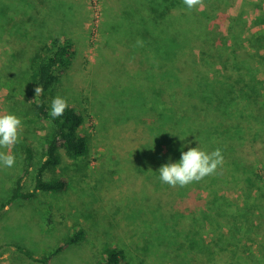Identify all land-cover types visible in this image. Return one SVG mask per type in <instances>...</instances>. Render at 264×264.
I'll return each instance as SVG.
<instances>
[{
    "label": "rangeland",
    "instance_id": "rangeland-1",
    "mask_svg": "<svg viewBox=\"0 0 264 264\" xmlns=\"http://www.w3.org/2000/svg\"><path fill=\"white\" fill-rule=\"evenodd\" d=\"M31 1L35 0L23 6L20 0H0V70L3 75L0 114L10 111L22 121L18 143L0 149L17 156L12 167L0 166V204L11 196L17 180L23 175L27 148L32 149L34 159L23 184L26 190L34 187L52 130L51 125L39 120L31 109V96L25 85L29 74L26 72L19 82L12 80L15 70L10 69L11 61L19 54L25 55L28 45L44 42L52 36L72 39L69 66L58 70L59 81L50 90L49 103L51 105L53 97L62 96L67 104L83 113L85 123L80 133L88 138L89 152L80 159L64 157L60 167L47 172L49 179L62 176L69 179L66 192L40 193L31 202L15 201L0 212V264H45L35 258L48 257L72 231L79 230H83L84 239L54 255L49 264H99L108 244L122 249L130 264H206V259L200 263L195 261V256H190L195 253L190 252L189 244L181 248L177 232L169 222L161 224L160 231L152 234L159 219L156 215L158 196L167 199L169 192L176 193L178 187L167 184L163 187L155 174L142 173L150 171L155 161L160 165L155 144L146 145L150 139L147 124L154 114L149 106L157 109L159 101L151 92V75H157L159 67L158 49L135 45L134 28L125 20L129 16L125 10L129 8L120 0H36L37 9L32 8ZM242 2L231 7L229 12L237 17L239 29L244 26L243 35L248 43L256 38L253 50H260L262 59L259 57L256 63L259 70L253 73L254 79L247 78L251 81L248 83L251 87L247 85V88L248 92L264 99V66L259 63L264 61V1ZM4 8L11 14L3 12ZM22 19L25 25L20 23ZM228 24L226 21L219 27L224 31ZM204 47L213 50L210 51L213 57L215 45ZM178 57L174 58L178 60ZM186 58H190L189 50ZM169 64L172 68L173 64ZM205 64L209 66L206 69ZM202 65V81L225 79L220 67L214 68L205 61ZM170 71L173 72V68ZM189 73L187 68V77ZM222 82L225 85L219 83L225 94L221 96L230 101L233 95H238V90L232 91L233 85ZM252 107L255 111L254 105ZM229 108L235 110L233 104ZM240 116L241 113L234 112L232 119L238 118L234 123L229 117V124L224 123L227 129L223 134L228 137L232 128L234 145L237 144L234 141H245L239 150L248 147L261 151L264 156V138L257 140L262 134H255L258 129L255 120L248 122ZM262 119L260 125L264 130V117ZM172 140L171 148L163 146L164 163L175 148ZM141 145L151 149L150 156L139 155L137 150ZM208 149L212 150L209 145ZM181 150L187 149L181 147L173 161L179 159ZM194 182L180 187L184 199L174 194L170 200L187 216L204 208L208 199L207 193L193 188ZM240 192L241 188L235 184L224 192L227 198H222L220 204L224 214L238 215L236 204L244 198ZM172 206L161 205L163 210ZM221 220L227 222L228 217L223 216ZM239 221L241 223V219ZM187 222H182V230L191 228ZM209 232L217 230L211 225ZM211 237L206 229L196 234L195 238H190L193 239L192 249L202 252V240L206 244Z\"/></svg>",
    "mask_w": 264,
    "mask_h": 264
},
{
    "label": "trees",
    "instance_id": "trees-1",
    "mask_svg": "<svg viewBox=\"0 0 264 264\" xmlns=\"http://www.w3.org/2000/svg\"><path fill=\"white\" fill-rule=\"evenodd\" d=\"M20 1L23 6L26 2H30V0ZM120 1L129 8L125 12H128L132 20L129 16L125 20L134 28L132 37L135 45L141 48L155 46L158 49L156 57L159 67L157 75H151L153 84L151 92L159 101H157V109L149 106L154 114L147 124L150 139L146 145L155 144L156 155H160V165L155 161L150 171L142 173L150 172L158 177L157 171L164 164L161 156L163 146L171 148L172 138L175 148L168 154L165 163L173 161L181 147L186 149L195 147L199 142L198 146L208 152L220 148L223 156L222 164L213 173L194 182V189L207 193L208 199L204 208L192 211L191 216L175 208V203L170 201L171 197L176 194L184 199L185 196L179 186L175 189L176 193L169 192L167 199L158 196L156 215L159 219L152 234L160 231L158 227L161 224L169 222L177 232L181 242L179 245L185 248L186 244H189L190 252L195 253L190 256H195V261L202 263L206 259V264H264V156L261 151L257 152L248 147L239 150L245 141H234L237 143L234 145L231 140V136L234 135L231 134L232 128L230 133H227L229 138L223 134L227 129L225 125L229 124L227 121L234 117L235 111H238L241 113L240 119L248 122L255 120L258 128L255 134H262L257 140L264 138V130L260 125L262 122L260 119L264 117V99L260 95L248 92L247 88L248 83L251 82L247 78L250 79L255 70H259L256 63L259 57L262 59V56L260 50H253L256 46L254 42L256 38L248 43L249 40L243 35L244 26L239 29L236 23L237 17H233L229 12L231 7H235L242 0H200V4L192 10L187 9L183 0ZM31 2L32 8L37 9V1ZM257 5L262 6L259 3ZM3 12L10 10L4 8ZM218 21L220 22L217 23ZM226 21L229 24L222 31L219 24ZM20 23L25 25L23 19ZM207 44L216 47L213 57L210 52L213 50L204 47ZM169 47H172V50ZM178 47L180 48L176 51ZM72 49L71 38L52 36L44 42L38 41L34 45H28L25 55L19 54V57L15 56V60L11 61L10 69L15 70V78L10 79L19 82V78H23L26 72L29 74L25 85L31 96V109L39 120L48 122L52 130L47 138L44 160L37 169L34 187L26 190L23 184L25 177L31 172L34 159L32 149L27 148L23 175L17 180L11 196L0 204V212L15 201L31 202L40 193L66 192L70 186L69 179L63 176L49 179L47 172L60 167L64 157L80 159L86 157L89 152L88 138L80 133L85 123L83 113L75 106L67 104L62 116L55 119L49 116L50 90L59 81L58 70L68 68ZM188 50L190 58L187 60ZM176 56H179L178 60L174 58ZM203 61L214 68L222 69L225 79L218 81L223 85L225 84L222 81L233 85L231 90H238L236 97L233 95L230 101H227L221 96L225 93L219 82L202 81ZM169 63L173 64V72L170 71L172 68ZM259 63L260 66H264L263 60ZM206 67L209 66L205 64V69ZM187 68L190 71L188 77ZM2 78L0 70V80ZM20 83L23 84L24 81ZM231 104L234 105L235 110L229 108ZM232 121L237 122L238 118L235 117ZM207 144L212 150L208 149ZM145 147L141 145V151L138 149L137 152L148 157L151 149ZM159 184L166 186L160 180ZM234 184L241 188V197L244 198L236 204L238 215L231 216V213L222 212L220 204L222 198H227L224 192L232 189ZM175 200L174 197V202ZM162 204L173 206L171 209L163 210ZM223 216L228 217L227 222L221 220ZM184 220L189 221L187 222L191 226L189 230L181 229ZM211 225L217 232H209ZM205 229L212 234V237L206 244L202 240V252L194 251L191 247L193 239L190 238H195L196 234L203 233ZM73 232L48 257L35 258V260L49 264L50 258L54 255L84 239L83 230ZM101 256L99 264H130L125 252L113 245H106Z\"/></svg>",
    "mask_w": 264,
    "mask_h": 264
},
{
    "label": "clouds",
    "instance_id": "clouds-1",
    "mask_svg": "<svg viewBox=\"0 0 264 264\" xmlns=\"http://www.w3.org/2000/svg\"><path fill=\"white\" fill-rule=\"evenodd\" d=\"M183 4L188 10H192L200 4V0H183ZM66 106L67 101L64 97H53L49 116L53 119L62 116ZM21 126L22 121L15 113L9 111L0 114V149H7L18 143ZM16 160L15 153L0 150V166L10 168L16 163ZM222 162L223 156L220 148L208 152L198 145L188 147L186 151L181 150L178 160H170L159 167L158 179L169 186L184 187L213 173Z\"/></svg>",
    "mask_w": 264,
    "mask_h": 264
}]
</instances>
